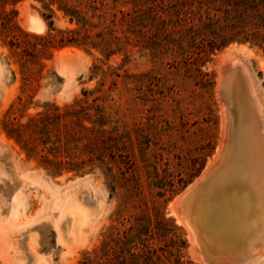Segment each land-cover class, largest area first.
Listing matches in <instances>:
<instances>
[{"label":"rangeland","instance_id":"374dc122","mask_svg":"<svg viewBox=\"0 0 264 264\" xmlns=\"http://www.w3.org/2000/svg\"><path fill=\"white\" fill-rule=\"evenodd\" d=\"M133 15L130 0H0V264L91 261L110 234L124 235L143 215L154 224L156 212L170 233L181 228V260L200 264L170 203L224 143L226 62L238 63L227 78L246 72L264 133V48L233 42L186 65L160 35L131 31ZM143 237L147 247L134 253L176 264L168 237ZM224 259L264 264V237L207 262Z\"/></svg>","mask_w":264,"mask_h":264},{"label":"bare ground","instance_id":"6f19581e","mask_svg":"<svg viewBox=\"0 0 264 264\" xmlns=\"http://www.w3.org/2000/svg\"><path fill=\"white\" fill-rule=\"evenodd\" d=\"M228 66L226 62L220 72V91L227 72L238 67V63L234 61L230 68ZM240 71L241 76L235 73L234 79L229 78L222 90L228 106L224 141L230 130L222 165L198 198L187 207L185 196L219 159L224 143L218 146L213 160L199 178L170 203L177 222L192 231L189 234L194 248L199 251L195 257L200 264H208V259L233 257L244 251L255 237H264V133L259 123L262 117H258L257 104L247 96L255 94L246 72L242 68ZM222 211L226 212V218L219 225L216 220ZM262 226L263 232L260 233ZM197 233L201 235V245L197 243Z\"/></svg>","mask_w":264,"mask_h":264},{"label":"trees","instance_id":"16d2710c","mask_svg":"<svg viewBox=\"0 0 264 264\" xmlns=\"http://www.w3.org/2000/svg\"><path fill=\"white\" fill-rule=\"evenodd\" d=\"M134 15L130 18L131 31L152 40L162 37L167 49L183 58L186 65L203 61L215 51L230 43L251 42L264 48V0H130ZM70 20L86 24L77 10L64 7ZM139 26L146 27L152 36L139 32ZM110 43L104 40L96 46L106 55L111 53ZM198 74H202L197 69ZM208 81V78H205ZM154 224L148 215L139 218V223L122 236L105 240L99 249L94 250L96 264H156L150 250L134 253L138 243L145 244L147 234L155 230L160 236L168 237L175 248L176 264L181 260V249L185 246L181 228L173 226L169 232L168 222L160 212H156ZM169 234V236H168ZM158 259V258H157ZM85 258L81 264L93 261Z\"/></svg>","mask_w":264,"mask_h":264},{"label":"water","instance_id":"95a60500","mask_svg":"<svg viewBox=\"0 0 264 264\" xmlns=\"http://www.w3.org/2000/svg\"><path fill=\"white\" fill-rule=\"evenodd\" d=\"M230 72L231 71L229 70L227 72V75ZM233 77H235V74H233L231 77H228V78L226 77L225 80H223L224 81L223 82V86H225L224 83H226V81H228L229 78L234 79ZM223 86H221V92H222V94L224 93L222 91V90H224ZM229 136H230V130L227 131V136H226L227 138L224 141V147H223V150H222V152L220 154L219 159L209 168V170L204 175V178L195 187H193L187 193V195L185 196L184 201L187 204V207H188V203H190L191 201L194 202L198 198V195L201 193L202 189L204 187H206L207 184L209 183V181L217 174V171H218L219 167L222 165V163L224 161V157H225V155L227 153V146H228ZM185 210H186V206H185Z\"/></svg>","mask_w":264,"mask_h":264}]
</instances>
